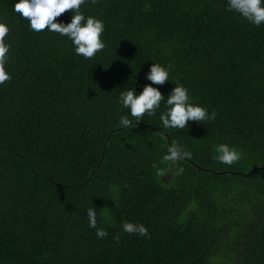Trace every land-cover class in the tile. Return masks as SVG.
Returning <instances> with one entry per match:
<instances>
[{"label": "trees", "instance_id": "16d2710c", "mask_svg": "<svg viewBox=\"0 0 264 264\" xmlns=\"http://www.w3.org/2000/svg\"><path fill=\"white\" fill-rule=\"evenodd\" d=\"M15 2L0 0L12 77L0 85V264H264V24L227 0H88L106 48L85 60L67 37L30 30ZM153 63L170 69L163 95L183 84L216 119L165 129L162 102L121 126L120 92H142ZM174 143L191 157L161 163ZM219 143L241 159L218 162ZM90 207L112 236L97 238Z\"/></svg>", "mask_w": 264, "mask_h": 264}, {"label": "clouds", "instance_id": "9594fccd", "mask_svg": "<svg viewBox=\"0 0 264 264\" xmlns=\"http://www.w3.org/2000/svg\"><path fill=\"white\" fill-rule=\"evenodd\" d=\"M88 0H16L13 10L22 19H27L30 30L59 34L61 38L67 37L71 41L74 53L82 56L85 60L94 58L106 48L102 39L105 32V23L102 19L88 15L82 11V5ZM96 3V0H92ZM70 10V22L57 20L63 13ZM227 11L238 13L250 24L260 27L264 24V0H227ZM10 33L8 24L0 21V85L12 79L11 73L6 70L8 53L11 45L6 37ZM170 79V69L153 63L146 74L147 83L142 92L137 94L136 88H129L120 92L118 102L127 110L120 118V125L124 127H136L133 120L140 121L147 114L155 116L161 108V103L166 104V110L160 113L159 119L165 129H184L189 121L199 123L213 121L217 113L195 103L189 89L183 84H177L170 94L163 95L161 90L154 85H164ZM165 97L167 99L165 100ZM131 117V119H130ZM217 155L214 157L218 162L231 166L241 159V151L234 145L219 143L215 146ZM192 153L186 151L179 143H174L167 148L161 163L176 162ZM184 173L183 167H177L176 175ZM158 175L164 174V169H157ZM89 227L96 230L98 239L106 238L113 231L97 227V212L95 207L87 209ZM122 230L128 234L148 236V228L142 223L123 221ZM117 241L119 238H116Z\"/></svg>", "mask_w": 264, "mask_h": 264}, {"label": "water", "instance_id": "95a60500", "mask_svg": "<svg viewBox=\"0 0 264 264\" xmlns=\"http://www.w3.org/2000/svg\"><path fill=\"white\" fill-rule=\"evenodd\" d=\"M136 123H141L140 121H137Z\"/></svg>", "mask_w": 264, "mask_h": 264}]
</instances>
